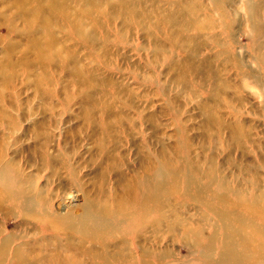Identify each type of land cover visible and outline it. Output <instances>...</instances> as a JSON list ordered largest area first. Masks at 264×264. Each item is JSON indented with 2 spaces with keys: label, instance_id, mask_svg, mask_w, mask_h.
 I'll use <instances>...</instances> for the list:
<instances>
[{
  "label": "rangeland",
  "instance_id": "1",
  "mask_svg": "<svg viewBox=\"0 0 264 264\" xmlns=\"http://www.w3.org/2000/svg\"><path fill=\"white\" fill-rule=\"evenodd\" d=\"M258 2L0 0V264H264Z\"/></svg>",
  "mask_w": 264,
  "mask_h": 264
},
{
  "label": "bare ground",
  "instance_id": "2",
  "mask_svg": "<svg viewBox=\"0 0 264 264\" xmlns=\"http://www.w3.org/2000/svg\"><path fill=\"white\" fill-rule=\"evenodd\" d=\"M259 1L260 2H258V4H257V9H259V11L256 12V14H255L256 17H254L253 22L255 24H257L256 25L257 26V29L256 30H257V38H258V40L261 39V40L264 41V0H259ZM253 188H254V190H256V193L252 195V198L254 199L253 202L255 203V206L256 207H254V208L253 207L252 208L248 207V211H249L248 214H250V215L255 214V213H258V211L261 212L262 211V208H259V206H257V205H258V202L260 200H261V202L264 201V190H261L260 185L256 182L254 184V187ZM224 229H226V231H228L229 229H231L230 224L229 223L228 224H225L224 225ZM229 238H230V236H229ZM224 248H225V245H224Z\"/></svg>",
  "mask_w": 264,
  "mask_h": 264
}]
</instances>
